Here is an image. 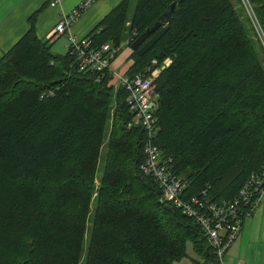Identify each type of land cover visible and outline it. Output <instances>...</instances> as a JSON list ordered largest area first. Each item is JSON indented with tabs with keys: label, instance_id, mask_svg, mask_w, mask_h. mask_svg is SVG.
<instances>
[{
	"label": "trees",
	"instance_id": "1",
	"mask_svg": "<svg viewBox=\"0 0 264 264\" xmlns=\"http://www.w3.org/2000/svg\"><path fill=\"white\" fill-rule=\"evenodd\" d=\"M248 1L264 33V0ZM131 2L95 24L90 47L168 26L125 73L171 59L155 79L151 144L186 198L234 199L264 164V47L242 0H135L129 14ZM39 10L0 57V264H217L200 226L141 171L146 133L126 88L53 53L34 32Z\"/></svg>",
	"mask_w": 264,
	"mask_h": 264
},
{
	"label": "built area",
	"instance_id": "2",
	"mask_svg": "<svg viewBox=\"0 0 264 264\" xmlns=\"http://www.w3.org/2000/svg\"><path fill=\"white\" fill-rule=\"evenodd\" d=\"M94 1L81 0L71 10L62 12L49 40L65 35L69 44L67 51L73 56L78 70L96 72L106 70L112 75L111 85L114 89L120 85L126 88L128 92L126 102L132 112L131 123L140 125L146 133L145 162L141 166V171L154 178L161 189L163 201L171 203L183 215L192 218L200 226L209 246L214 250L217 264H224V255L237 239L243 220L255 212L264 198V164L260 170L249 175L236 197L230 201H214L208 197L206 191L186 198L185 181L173 175L168 165L170 161L160 160L157 149L151 144L158 131L155 112L158 107L159 93L155 79L171 60L166 58L159 67L152 68L147 74L137 73L132 77L114 70L111 63L122 46H130L129 39L119 46H113L107 42L99 49H94L90 47L88 38L77 37L70 30L78 16ZM60 2L61 0H48V5L55 7ZM242 2L244 3L243 0ZM244 5L246 6L245 3ZM248 14L261 41L259 29L262 28L254 14L252 16L255 19L249 11ZM155 63L154 60L152 64Z\"/></svg>",
	"mask_w": 264,
	"mask_h": 264
},
{
	"label": "crops",
	"instance_id": "3",
	"mask_svg": "<svg viewBox=\"0 0 264 264\" xmlns=\"http://www.w3.org/2000/svg\"><path fill=\"white\" fill-rule=\"evenodd\" d=\"M81 0H61L55 7L48 0H0V57L30 28L28 18L40 9L34 19L36 36L47 42L55 54L68 50L65 35L49 40L54 25L62 12L75 7ZM120 0H95L71 25V32L84 37L98 21ZM127 51L113 60L112 67L127 71L131 64L126 62ZM194 258V255L190 256ZM224 264H264V198L255 212L243 220L240 233L224 255ZM187 264V263H186Z\"/></svg>",
	"mask_w": 264,
	"mask_h": 264
},
{
	"label": "water",
	"instance_id": "4",
	"mask_svg": "<svg viewBox=\"0 0 264 264\" xmlns=\"http://www.w3.org/2000/svg\"><path fill=\"white\" fill-rule=\"evenodd\" d=\"M174 4L171 6L173 10ZM171 12L165 14V17L168 18ZM160 22H155L152 26L148 27L144 32H142L131 44L130 47L133 51H136L138 54H143L146 52L155 42L166 32L168 29L167 25L160 27ZM159 28V29H158ZM151 35V36H150Z\"/></svg>",
	"mask_w": 264,
	"mask_h": 264
},
{
	"label": "rangeland",
	"instance_id": "5",
	"mask_svg": "<svg viewBox=\"0 0 264 264\" xmlns=\"http://www.w3.org/2000/svg\"><path fill=\"white\" fill-rule=\"evenodd\" d=\"M244 1V3L246 4V6H247V8H246V6H245V9H246V11L248 10L251 14V16H252V14H254V12L252 11V9H251V5H250V3H249V1L248 0H243ZM134 2H135V0H132V2H131V8H130V12H129V14L130 13H132V10H133V6H134ZM243 3V4H244ZM248 11H247V13H248ZM254 16H255V14H254ZM253 17V16H252ZM254 18V17H253ZM255 18H256V16H255ZM254 18V19H255ZM258 27V26H257ZM259 29V28H258ZM259 32H260V34H261V42L263 43V45H264V33H263V30L262 29H259ZM127 51L128 53H127V56H126V62H127V64H129V60L128 59H130V54H131V52H132V48L129 46V45H124V46H122L121 48H120V50H119V52H118V55L116 56V58L123 52V51ZM115 58V59H116ZM169 58V57H168ZM131 60V59H130ZM171 60V59H170ZM113 63V62H112ZM111 63V67H112V64ZM131 63H132V61H131ZM170 64V63H169ZM113 68V67H112ZM114 69V68H113ZM114 70H116V69H114ZM118 73H120V74H122V75H124L125 74V71H121V70H116ZM104 154H105V148H103V150H102V157H101V161H102V159H103V157H104ZM101 168H102V164H100L99 165V171L101 170ZM167 203H169V202H167ZM171 204V203H170ZM187 253L190 255V256H192V252H191V246L190 245H188L187 246ZM191 264L190 263V259H185V260H183V261H181V264Z\"/></svg>",
	"mask_w": 264,
	"mask_h": 264
},
{
	"label": "bare ground",
	"instance_id": "6",
	"mask_svg": "<svg viewBox=\"0 0 264 264\" xmlns=\"http://www.w3.org/2000/svg\"><path fill=\"white\" fill-rule=\"evenodd\" d=\"M230 201V200H229Z\"/></svg>",
	"mask_w": 264,
	"mask_h": 264
}]
</instances>
